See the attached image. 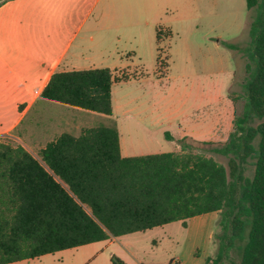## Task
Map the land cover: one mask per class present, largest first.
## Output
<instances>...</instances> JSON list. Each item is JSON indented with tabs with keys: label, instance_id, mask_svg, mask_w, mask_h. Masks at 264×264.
Here are the masks:
<instances>
[{
	"label": "trees",
	"instance_id": "obj_1",
	"mask_svg": "<svg viewBox=\"0 0 264 264\" xmlns=\"http://www.w3.org/2000/svg\"><path fill=\"white\" fill-rule=\"evenodd\" d=\"M246 7L255 10L247 46L227 44L247 58L241 114L215 149L228 156L227 166L186 149L122 156L116 127L103 124L48 142L40 151L48 168L0 140V264L174 221L186 225L211 211L219 212L221 233L207 264H264V0H246ZM127 78L109 67L57 70L41 96L112 114V84Z\"/></svg>",
	"mask_w": 264,
	"mask_h": 264
},
{
	"label": "rangeland",
	"instance_id": "obj_2",
	"mask_svg": "<svg viewBox=\"0 0 264 264\" xmlns=\"http://www.w3.org/2000/svg\"><path fill=\"white\" fill-rule=\"evenodd\" d=\"M129 2L124 0V7ZM138 2L140 8L127 12L128 18L124 14L128 22L132 17L135 22L120 28L94 29L95 41H86V25L70 29L75 37L66 55L73 50L84 51L79 54L82 56L77 66H107L117 72V78L133 75L125 82H115L113 114L94 113L95 122L88 121L115 126L129 153L186 149L227 166L228 156L215 149L222 147L235 130L233 120L242 111L247 76V58L227 44L247 46L249 22L255 10L247 9L246 0H182L177 10H167L160 25L152 27L144 23V0ZM9 75L3 72L4 77ZM51 104L45 108L48 116L57 106ZM34 117L31 111L18 130ZM5 122L0 117V127ZM164 137L173 141L172 148ZM8 139L3 138L12 141ZM17 141L12 144L18 145ZM252 172V162L248 161L245 174L250 176ZM216 227L214 253L221 233L218 221ZM121 240L130 245L123 243L124 247L118 239L110 244L96 242L10 264H113L112 259L123 264H136V259L165 264L182 248L185 231L174 221L129 233ZM231 255L235 257L236 252L232 250Z\"/></svg>",
	"mask_w": 264,
	"mask_h": 264
},
{
	"label": "crops",
	"instance_id": "obj_3",
	"mask_svg": "<svg viewBox=\"0 0 264 264\" xmlns=\"http://www.w3.org/2000/svg\"><path fill=\"white\" fill-rule=\"evenodd\" d=\"M181 2L182 0H144V6H141L144 12H147L144 23L152 27L160 25L163 21L162 16L167 10L170 8L177 10ZM123 3L124 0H0V117L6 120L0 127V140L5 141L3 138H10L12 139L10 143L18 140V145L48 168L40 155L41 149L48 142L55 140L61 133L79 136L86 127L107 125L104 123L93 125L94 123L89 122H95L94 113L99 112L47 99L41 96V91L54 71L97 68H82L76 65L77 60L82 56L79 54L84 52L81 49L73 50L66 55L75 37V32H71L70 29L72 27L79 29L86 25L88 27L86 41H95L96 36L92 33L94 29L97 31L98 28H120L135 22L133 17L132 22H128L130 20L124 19V14L128 18L127 12L136 10V7L140 8L138 0H131L126 7ZM33 60L39 61L34 63ZM4 71L9 72L10 75L4 77ZM112 74L117 77V72L115 73L114 70ZM131 76L133 75H128L126 80L120 82L127 81ZM115 82L111 88L112 114L115 110L113 101ZM51 103L57 106H54L53 114L48 116L45 108L52 105ZM10 107L14 109L10 110ZM31 111L35 114L34 121L18 130ZM84 118H87L86 121ZM164 139L172 148L173 141L165 137ZM119 149L122 156H137L128 152L121 142L120 135ZM163 152L177 151L172 149ZM55 178L62 185L67 186L58 176ZM218 218L219 212L211 211L187 219L186 225L178 221L185 231V242L179 252L165 264H207L206 259L214 253L213 237ZM127 235L129 233L97 242L108 241L110 244L118 239L125 247L124 244L129 246L130 242L121 239ZM93 243L96 242L88 244ZM136 262V264H154L144 263L139 259H136Z\"/></svg>",
	"mask_w": 264,
	"mask_h": 264
}]
</instances>
